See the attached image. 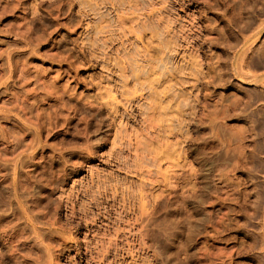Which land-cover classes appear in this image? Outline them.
Masks as SVG:
<instances>
[{
    "label": "rangeland",
    "instance_id": "374dc122",
    "mask_svg": "<svg viewBox=\"0 0 264 264\" xmlns=\"http://www.w3.org/2000/svg\"><path fill=\"white\" fill-rule=\"evenodd\" d=\"M0 264H264V0H0Z\"/></svg>",
    "mask_w": 264,
    "mask_h": 264
}]
</instances>
